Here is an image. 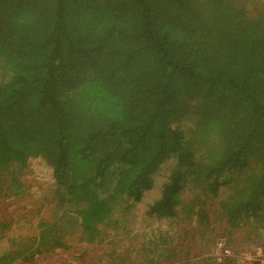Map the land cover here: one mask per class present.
Masks as SVG:
<instances>
[{
  "label": "trees",
  "instance_id": "obj_1",
  "mask_svg": "<svg viewBox=\"0 0 264 264\" xmlns=\"http://www.w3.org/2000/svg\"><path fill=\"white\" fill-rule=\"evenodd\" d=\"M32 159L50 168L63 213L19 253L70 249L74 234L102 245L142 217L141 253L114 264H247L210 256L234 247L207 200L227 188L221 219L264 237V0H0L5 197ZM175 237L181 259L167 251Z\"/></svg>",
  "mask_w": 264,
  "mask_h": 264
},
{
  "label": "rangeland",
  "instance_id": "obj_2",
  "mask_svg": "<svg viewBox=\"0 0 264 264\" xmlns=\"http://www.w3.org/2000/svg\"><path fill=\"white\" fill-rule=\"evenodd\" d=\"M18 178L19 184L22 183V186L19 189L15 188L13 192L11 190L7 191L6 195L9 194L8 198L5 197L4 187L3 189L1 188L2 191L0 192V204H2L0 205V220L6 219L10 221L8 230L1 229V231H5V233L7 231V237L0 242V255L3 253L10 255L9 259L12 260L9 264H92L89 259L93 254L103 256L102 264H114V261L117 260L116 255H124L125 252L138 250L141 241L146 240V237L148 238L149 229L145 228L144 225H140V228H137L142 218L140 217L135 225H130L131 231L119 232V227L114 228L116 230L108 228L105 232L104 244L102 245L100 243L93 245L79 243L76 239L77 235L74 234V236L69 238L68 246L71 247L70 249L55 248L34 255H30V253L25 251L19 253L21 248H28L29 252L30 250L32 251L37 244H35L34 247L31 246V244L34 239H37L39 231L41 230L40 227L42 225H51L55 220L59 221L58 218L62 217L63 212H61L62 206L58 205L59 195L51 177V170L43 162L38 159L30 160L26 168L21 170ZM21 192L22 194L16 195V193ZM227 192H229L227 188H221L218 193V199L214 201L207 200L210 204L208 221L211 222V225L215 229L217 228V233L222 240L225 239L230 243L232 242L234 248L227 247V250L232 255L239 257L241 254L245 255L251 245L255 243L259 245L264 242V237L260 234L262 231L253 230L246 225L230 228L228 224L221 219L222 214L219 203L227 197L229 194ZM10 193L12 195H10ZM187 193L188 192L182 194L186 203L191 198V195L189 196ZM179 217H184V213L181 212ZM221 221L223 223H220ZM180 225L183 226V224ZM162 229L163 228L160 230ZM180 231L181 228L172 227L170 230L171 238L172 236H179L178 233ZM135 235L136 237L133 238ZM64 238L66 240V235ZM181 243L184 246V242H181L175 237L173 243L170 241V245H166L168 253L172 254V256L176 254V256L181 259V254H178L182 248ZM20 245H22L21 248ZM261 245L264 246V243ZM149 246L156 248V250L161 249L159 241ZM83 248L85 250L87 249V257L78 259V253L75 251L78 252V250ZM106 250L108 252L113 251V254H115L113 256L108 255L109 257H107L106 253L108 252ZM214 251H212V253H214ZM216 252H218V250ZM150 257L151 256L143 260L141 256L132 254L125 256L124 262L125 264H143V261L146 263V260L151 259ZM245 257L246 256H243L239 262H245ZM95 261L96 259L92 262ZM160 261L166 263L165 260L161 259Z\"/></svg>",
  "mask_w": 264,
  "mask_h": 264
},
{
  "label": "built area",
  "instance_id": "obj_3",
  "mask_svg": "<svg viewBox=\"0 0 264 264\" xmlns=\"http://www.w3.org/2000/svg\"><path fill=\"white\" fill-rule=\"evenodd\" d=\"M213 257L217 258L219 260L220 257H229L232 258L233 255L228 251V250H221L220 253H213L212 254ZM243 256H246V262L247 263H258V264H264V248L260 247V246H254L252 248H250V250L248 252L244 254H241L239 256V258H243ZM234 258V257H233Z\"/></svg>",
  "mask_w": 264,
  "mask_h": 264
},
{
  "label": "clouds",
  "instance_id": "obj_4",
  "mask_svg": "<svg viewBox=\"0 0 264 264\" xmlns=\"http://www.w3.org/2000/svg\"><path fill=\"white\" fill-rule=\"evenodd\" d=\"M254 246H256V247H257V246H260V247L264 248L263 245H261V244L257 245V243L251 245L250 248H252V247H254ZM215 249H216V250H215ZM215 249H214L215 251L213 250L214 253H220L221 250H225V249L227 250V248H222V247H217V248H215ZM217 250H218V252H216ZM249 250H250V249H249ZM249 250H248V251H249ZM212 254H213V253H211L210 256H212ZM193 255L195 256V259H201V258H203V256H204V255H202V254H197L196 251L193 252ZM212 257H213V256H212ZM233 257H234V258H233ZM233 257H232L233 259L240 260V258L237 257V256H234V255H233ZM245 263H247V262L245 261ZM247 264H250V263H247ZM252 264H253V263H252Z\"/></svg>",
  "mask_w": 264,
  "mask_h": 264
},
{
  "label": "crops",
  "instance_id": "obj_5",
  "mask_svg": "<svg viewBox=\"0 0 264 264\" xmlns=\"http://www.w3.org/2000/svg\"><path fill=\"white\" fill-rule=\"evenodd\" d=\"M139 249L142 250V246H141V245L138 247V253H141V250H139ZM120 257H121V255L119 256V258H120ZM118 261H119V259L115 260L114 263H115V262H118ZM236 264H237V262H236Z\"/></svg>",
  "mask_w": 264,
  "mask_h": 264
}]
</instances>
